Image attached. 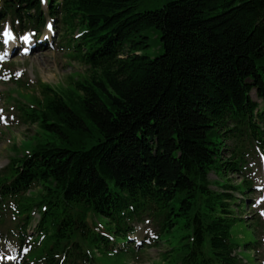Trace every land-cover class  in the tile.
Masks as SVG:
<instances>
[{
    "label": "trees",
    "instance_id": "obj_1",
    "mask_svg": "<svg viewBox=\"0 0 264 264\" xmlns=\"http://www.w3.org/2000/svg\"><path fill=\"white\" fill-rule=\"evenodd\" d=\"M142 1L0 0L19 31L58 24L86 69L19 110L40 131L0 170L21 264L137 254L142 223L146 247L167 246L154 264L241 263L249 163L264 154V0Z\"/></svg>",
    "mask_w": 264,
    "mask_h": 264
},
{
    "label": "rangeland",
    "instance_id": "obj_2",
    "mask_svg": "<svg viewBox=\"0 0 264 264\" xmlns=\"http://www.w3.org/2000/svg\"><path fill=\"white\" fill-rule=\"evenodd\" d=\"M166 1L168 0H144L139 4V11L159 7ZM1 26H4V29L5 27L10 28L5 22ZM58 27L55 33L43 28L40 35L46 41H41L42 46L40 47L34 44L31 52L24 56L18 53V47L22 44L21 38H16V34H13L15 38L5 43L3 27L0 29V58L3 57V61H0V109L3 110L2 115L8 118L6 124L0 121V169L5 167L13 157L29 151L35 144L34 138L40 132L36 124L28 123L20 117L21 105L41 100L44 96L45 84L49 85L47 88L63 90L71 86L70 83L73 80L82 78L86 72L85 67L71 57L66 43L69 35L63 32L59 25ZM25 32H29V29H25ZM149 37L150 46L145 49V52L148 56L154 57L162 52L160 39L158 33L154 31L149 32ZM31 38H33L32 34ZM17 73L20 74L17 75ZM251 96L257 102L260 101L254 91L251 92ZM263 167L264 156L258 153L253 157L249 169V177L254 182V191L247 197L248 206L245 208L243 229L238 237H235L240 245L236 252L240 257V264H264ZM230 176L233 184L241 181L239 175ZM215 178V174L211 172L209 179ZM3 221H6L5 225ZM11 221L10 215L6 218L0 216V264H14L11 262L16 256L17 244L11 238L10 232L5 229L10 227L9 222ZM136 228L141 238L153 235V228L149 223L139 224ZM29 232L32 233V229ZM144 242H149V240L146 239ZM143 245H138L140 252L137 254L106 255L103 262L106 264L161 262L160 253L166 250L167 246H153L146 249ZM17 264H21V261L19 260Z\"/></svg>",
    "mask_w": 264,
    "mask_h": 264
},
{
    "label": "snow or ice",
    "instance_id": "obj_3",
    "mask_svg": "<svg viewBox=\"0 0 264 264\" xmlns=\"http://www.w3.org/2000/svg\"><path fill=\"white\" fill-rule=\"evenodd\" d=\"M49 27H51V25H49ZM3 35H4V37H5V41H4L5 43H7L9 40H12V39L15 38V37L13 36L12 31H11L10 28H8V27H5L4 32H3ZM21 39H22V40H25V41H30V40H31V34H29V35H25V36H22ZM24 51L27 52L28 49L25 48ZM19 74H20V73H17V75H19ZM2 112H3V110L0 109V121L4 122V123L6 124V123L8 122V118L4 117V116L2 115ZM12 119H14V117H12ZM262 199H264V198H262ZM262 214H264V213H262Z\"/></svg>",
    "mask_w": 264,
    "mask_h": 264
}]
</instances>
